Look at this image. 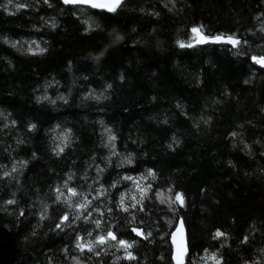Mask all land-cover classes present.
<instances>
[{"label":"trees","instance_id":"16d2710c","mask_svg":"<svg viewBox=\"0 0 264 264\" xmlns=\"http://www.w3.org/2000/svg\"><path fill=\"white\" fill-rule=\"evenodd\" d=\"M200 25L248 43L240 54L228 43L181 48ZM262 28L264 0H124L112 13L0 0V264H174L169 237L180 219L184 264H215L213 254L222 264H264V68L250 59L264 52ZM105 128L120 155L104 147ZM64 133L69 144L57 155ZM128 154L132 163H122ZM20 160L27 165L12 172ZM149 169L155 176L141 179ZM124 176L152 185L144 211L118 209L121 193L129 206L140 197ZM66 180L81 195L70 196ZM58 185L73 205L87 196L88 211L104 216L56 229L64 213L69 223L77 215L56 200ZM101 185L105 195L92 199ZM157 191L165 200L182 192L184 206L161 204ZM109 228L135 241V260L117 261L125 252L116 241L75 247L77 233L85 243ZM217 229L227 236L213 239Z\"/></svg>","mask_w":264,"mask_h":264},{"label":"snow or ice","instance_id":"6c2138e0","mask_svg":"<svg viewBox=\"0 0 264 264\" xmlns=\"http://www.w3.org/2000/svg\"><path fill=\"white\" fill-rule=\"evenodd\" d=\"M44 2L48 3V0H44ZM8 3L12 4L13 0H8ZM63 3H65V4H90L92 7H104L110 12H115L117 10V8L119 6H121V4L123 3V0H105V2L102 4L97 3L96 0H63ZM18 6L23 7L25 5L19 4ZM203 28H204L203 25L192 27L191 32L194 34L192 40L188 43H184L183 41H180L179 46L181 48H184V47H194L195 44L228 43L232 46L233 49H237V54H240L242 52V45H247V43H248L247 40L242 41L241 38H239V36L236 33H232V34H229L227 36H225L222 33L217 34V35H211V34H205ZM261 31H264V28H262ZM119 40H121V37L117 34L115 36V39L113 42L115 43V42H118ZM33 44H35V42H33ZM15 46H16V44L13 43V47H15ZM35 49L38 50L39 52L45 51V49L40 48L39 45H35ZM29 50L33 51L31 46L29 47ZM33 54H35V51L33 52ZM250 59L254 64L259 65L260 67L264 68V52L258 53L256 55H252L250 57ZM108 87L110 88L111 85H108ZM93 95L94 94L91 92L88 93V97H93ZM88 97H86V98H88ZM94 98L99 100L101 97L95 96ZM40 99L49 100L50 98L47 96H44V97H41ZM60 99H64V101L67 102V100L64 97H60ZM51 102L55 103L54 100H52ZM12 123L15 124V121H13ZM35 127H36L35 124L30 125L29 130L31 131ZM104 131H105V133H107L106 142L104 143V147L110 149L111 155H113V156L120 155L115 150L116 149V145H115L116 136L114 134H112V130L109 128H105ZM232 136L235 137L236 133L233 132ZM58 139L60 140V143L56 144L55 148L53 149V151L56 152L57 155H59L60 153H63L64 149L68 146L69 134L64 133ZM33 155H35V154L33 153ZM27 163L28 162L26 160H20L16 164L13 165L11 171L16 172L18 170L17 165H19L20 167H23V166H26ZM122 163L131 164L132 163L131 154L124 156ZM101 172H103V169L99 168V166H98L97 175L99 176V174ZM4 175L9 176V175H11V173L5 172ZM154 176H155V173L151 169H149L147 172V176L141 177V179H146L147 177H154ZM71 179H72V176L71 175L68 176V180H71ZM122 179L133 180V182L137 186V190L140 192V197H139V199H137L136 196H132L131 200L134 201V203H132L129 206V205L125 204L126 195L124 193H121V195L119 197V202L117 205L118 209L120 211L127 213L130 211V208L136 209L137 205H139V210L144 211L143 201L147 197L148 192L151 190L152 185L149 184V185H147V187H141L139 182L130 176H124V177H122ZM68 180H66L64 182L63 188L67 189V192L72 197H76L78 195H81V193H78L75 188H71L68 186ZM97 183H98V181H97ZM112 187H116V183H113ZM54 192L56 193V200L57 201H60L61 198H63L64 201L69 204V207L74 208V210L77 212V215L72 217L70 223H69V221H70L69 213H67V212L64 213L60 219V222L56 224V229H62V227L66 223H68V226H71L72 223H75V221L79 220L82 216H83L84 220L87 222L92 217V211L98 212L100 217L104 216V212L100 209H93L92 211H88L89 206L92 204V200H90L87 196L83 197L82 202H79V203H76L73 205L71 203V201L69 200V196L65 195V192L62 190L61 186L58 185L54 189ZM168 192L171 193L172 189L169 188ZM104 195H105V190H104L103 185H101L100 189L96 190V195L92 199H99L100 197H102ZM156 196H157V199L160 201L161 204L167 203L170 208L172 207V205H179L180 207H183L184 203H185L184 194L182 192H176L174 197L170 196V197H168L167 200H165L163 198V193L160 191H157ZM7 203L8 204H14L15 201L9 200V201H7ZM107 211L109 213H111L112 209L108 208ZM84 212H87L86 216H84ZM20 215L21 216L24 215L23 211H21ZM41 218L42 219L44 218L43 213L41 214ZM135 218H136L135 214H133L132 220L134 221ZM92 222L95 224L96 228L99 229L101 227V224L103 221H102V219H96V220H93ZM141 223H143V221H141ZM182 230H183V219H180L179 226L177 227L176 232H173L171 234L173 244L176 245V254L173 257V259L176 261V264H184V256L187 254L186 244L183 241L179 244H177V242H176V234L181 233ZM131 231L136 236L141 237L142 239H148L149 237L152 236L151 231H148L147 233H145L143 229L136 228V227H133L131 229ZM91 235H92V233L88 232V236H91ZM226 236H227V233L221 231L220 229H217L215 231V233L213 234V239H220L221 237H226ZM84 240H85V237H83V236L79 235V233H77L76 241H75V247L81 253H83L85 251V249H87L88 252H93L94 246L105 245L109 242V240H111V241L117 242L115 246L117 247L118 250L122 248V249H124V252H125V255L123 257H119V256L116 257L117 261L120 259L135 260L137 258L135 255H133V253L131 251H128L129 249L133 248L135 241L129 242L128 240H125V239H119L118 240L117 235L112 230V228H109L104 235H98L94 241H88V242L82 243V241H84ZM241 242L247 243L248 242V236L245 235V237L243 238V240ZM64 251L65 252L68 251L67 247H65ZM205 252H207V249H205ZM95 255L99 256L100 253L95 252ZM210 258L215 261V264H222V261L220 259H217L215 254H213ZM74 259L77 260V264H80L78 258L74 257Z\"/></svg>","mask_w":264,"mask_h":264},{"label":"water","instance_id":"95a60500","mask_svg":"<svg viewBox=\"0 0 264 264\" xmlns=\"http://www.w3.org/2000/svg\"><path fill=\"white\" fill-rule=\"evenodd\" d=\"M62 1H63V0H62ZM123 1H124V0H123ZM96 2L102 4V3L105 2V0H96ZM75 5L86 6V7L92 8V9L103 10V11H105V12H107V13H112V12L108 11V10H107L106 8H104V7H92L90 4H75ZM197 38H198V37H197ZM205 44H206V43H205ZM208 44H218V43H208ZM176 229H177V228H175V229L171 232V234H172L173 232H176ZM171 234H170L169 240H170L171 249H172V260H173V263L176 264V261L173 259L174 255L176 254V245L173 244ZM182 241L186 244L185 232H184L183 230H182L181 233H177V234H176V242H177V244L181 243Z\"/></svg>","mask_w":264,"mask_h":264},{"label":"bare ground","instance_id":"6f19581e","mask_svg":"<svg viewBox=\"0 0 264 264\" xmlns=\"http://www.w3.org/2000/svg\"><path fill=\"white\" fill-rule=\"evenodd\" d=\"M173 231V230H172Z\"/></svg>","mask_w":264,"mask_h":264}]
</instances>
